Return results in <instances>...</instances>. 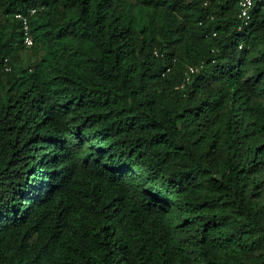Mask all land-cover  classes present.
<instances>
[{
	"label": "trees",
	"instance_id": "16d2710c",
	"mask_svg": "<svg viewBox=\"0 0 264 264\" xmlns=\"http://www.w3.org/2000/svg\"><path fill=\"white\" fill-rule=\"evenodd\" d=\"M238 1L0 0V264H264V0Z\"/></svg>",
	"mask_w": 264,
	"mask_h": 264
},
{
	"label": "clouds",
	"instance_id": "9594fccd",
	"mask_svg": "<svg viewBox=\"0 0 264 264\" xmlns=\"http://www.w3.org/2000/svg\"><path fill=\"white\" fill-rule=\"evenodd\" d=\"M43 9V6H33L26 10V12H15L14 17L19 22V29L22 32V42L25 46L30 47L33 44L31 35H30V16L35 14L38 10ZM19 15V16H17ZM26 22L27 28H24V23ZM29 39V42H28Z\"/></svg>",
	"mask_w": 264,
	"mask_h": 264
},
{
	"label": "built area",
	"instance_id": "2783aa9c",
	"mask_svg": "<svg viewBox=\"0 0 264 264\" xmlns=\"http://www.w3.org/2000/svg\"><path fill=\"white\" fill-rule=\"evenodd\" d=\"M254 5V0H239L238 1V16L240 17V19L244 22H246L247 20L250 19V13H251V9ZM19 16V15H17ZM24 28H27L26 22L24 23ZM29 42V39H28ZM198 70L197 66H189L187 68V71L189 73H194Z\"/></svg>",
	"mask_w": 264,
	"mask_h": 264
},
{
	"label": "rangeland",
	"instance_id": "374dc122",
	"mask_svg": "<svg viewBox=\"0 0 264 264\" xmlns=\"http://www.w3.org/2000/svg\"><path fill=\"white\" fill-rule=\"evenodd\" d=\"M262 201L264 202V197L262 198Z\"/></svg>",
	"mask_w": 264,
	"mask_h": 264
}]
</instances>
